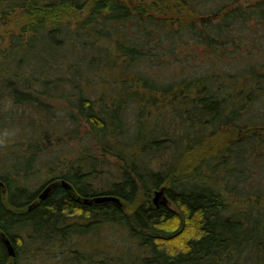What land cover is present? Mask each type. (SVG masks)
Here are the masks:
<instances>
[{"label": "trees", "instance_id": "obj_1", "mask_svg": "<svg viewBox=\"0 0 264 264\" xmlns=\"http://www.w3.org/2000/svg\"><path fill=\"white\" fill-rule=\"evenodd\" d=\"M17 11L24 22L0 44V109L6 101L35 117L62 110L82 153L32 148L25 165L0 174V231L15 250L0 238V264L17 261L24 241L48 256L71 230L100 224L138 248L123 264H264V133L248 130L264 125V0H0V21ZM51 120L40 123L52 132ZM81 121L91 126L83 134ZM227 132L239 135L203 156L205 165L159 170L164 148L174 156ZM110 140L123 162L103 182L107 160L94 153ZM132 146L151 155L152 168L137 166L134 151L122 157ZM34 171L46 178L31 190L21 179ZM162 185L173 206L138 202ZM98 195L121 204L84 201ZM58 251L64 259L69 249Z\"/></svg>", "mask_w": 264, "mask_h": 264}, {"label": "rangeland", "instance_id": "obj_2", "mask_svg": "<svg viewBox=\"0 0 264 264\" xmlns=\"http://www.w3.org/2000/svg\"><path fill=\"white\" fill-rule=\"evenodd\" d=\"M135 1L151 2V0ZM252 1L253 0H240V3L245 4ZM85 11L86 10L81 11L80 15H83ZM22 22H24V17L21 11H17L15 14L10 15L4 20H1L0 44H7V39L11 30L17 31ZM66 47L68 48V46ZM71 60H74V58H72ZM61 92L62 90L59 87V93ZM9 104L5 101L4 106H2L0 109V174H4L9 169L8 166L16 164L17 161L21 163V165L22 162L23 165H25L24 159H22L21 161L20 158L26 153H30L31 151L35 150L32 148H50L51 146H59L61 147V151L70 149L72 152H74L76 151L75 148L79 150L76 137L70 136V127H67V122L63 121L65 119V112H63L62 110L52 107L51 109H49L47 115L42 116V114H38V117H35L32 113L30 114L29 109H27L28 107L24 105ZM157 113L156 115L159 119L157 122L163 127L169 121L165 118L163 119V113L162 115L159 112ZM132 117L133 116H131V118ZM51 118H53V120H51L52 122L49 123L54 124L52 126V132L47 129L46 125L40 123L42 119H45L47 122V120L49 121V119ZM147 126L148 124H146V127ZM90 127L91 126H89L88 123L81 121L78 126L79 134L85 133L86 130L89 131ZM163 128L166 127L164 126ZM166 129L169 130L168 128ZM248 130H256L258 132L264 133V125L251 128L249 127ZM143 132L145 133L146 129H143ZM237 134L239 135V132L233 134L232 132H227L222 133L218 137L212 136L204 138V140L202 142H198L196 144V147L194 148L192 145H190V147L183 146L182 148H180V153L176 152L174 156H172L171 149L165 150L164 148L159 154V158L156 159V161H158L157 164H159L160 166L159 170H166L167 166L171 168L172 165V168H178V174L180 175V172L187 173L195 165H205L203 162V156L213 157L216 154V151L227 143V140H229L228 137H236ZM108 143V145L104 144L106 150H103L101 146L98 145V150L94 153L95 156L97 155L99 157L98 158L96 156V158L101 160L99 161L101 162V164L103 163L102 160H107V163H105L107 167L101 168V171L103 173L101 180L103 182H110L115 177V171H117V169L115 168L116 164H122L123 162L121 160L122 158L118 159V156L110 154V152L113 150V144L111 140L108 141ZM85 150H83V152ZM139 150L140 148L132 146V148L128 149L127 151H121L120 154L122 155V157H124V155H130V152L133 153L134 151V157L135 159H137V166H147L148 168H152L154 162L152 157H150L151 155L139 153ZM103 151L104 154H102ZM80 152L82 153V150ZM90 153L93 154L91 151ZM74 154L79 155V152H75ZM75 155H71L70 158L75 157ZM96 163L98 164V162ZM43 169L44 168H42L41 171H43ZM39 173V171L28 173V179H21L22 183L27 185V187L31 190L35 189L46 178L44 175L43 177L40 176ZM105 187L107 188V186ZM159 188H163V195L165 196L167 203L170 206H173V204L166 196L165 185H162L158 188H151V191L147 194V196L143 193V191H141L138 202L146 199L147 202L154 203V192ZM123 203V208H125L127 212H130L131 208L129 204L124 200ZM161 203L163 202L158 200L157 204ZM71 232L73 234H70L65 238L64 242H61L63 246H56V248H53L51 250L48 256L46 253H44V246L40 243V250L42 252H40L41 254H38L36 253L38 252V247L32 246L31 248L30 241L22 242V246L19 247V256H17V261H14L13 258H10L8 264H56L55 261H58L59 264H64V262L65 264H88V261L86 260L88 256L91 257L92 260L94 259V264L96 262V264H101L100 262L102 261H104L105 263L107 258H113V262H116L117 264H123V262H125L126 260L125 258L134 260L136 256H138L139 252L136 245L130 242L128 238L129 236L125 233L124 230H120L114 225L111 226L109 224H100L96 226L95 230L86 234L79 230H71ZM31 249L34 250V252L30 251ZM64 249H69V252H65V258L63 259V257H58L56 253L57 250H59L63 255ZM124 250L125 253L123 254L122 251ZM75 254H78V256L81 258L80 261L77 262L78 259L74 257ZM97 260L100 262H98Z\"/></svg>", "mask_w": 264, "mask_h": 264}, {"label": "water", "instance_id": "obj_3", "mask_svg": "<svg viewBox=\"0 0 264 264\" xmlns=\"http://www.w3.org/2000/svg\"><path fill=\"white\" fill-rule=\"evenodd\" d=\"M60 182L63 186L70 188V185L68 184L67 181L61 180ZM56 183H57V181H53V182H50L47 185H45L44 188L42 189L41 193L39 194V198H44L50 192V190L56 185ZM2 184L3 183L0 180V185H2ZM154 193H155V197L153 198V201L155 204L158 203V200L163 202V203L167 202L165 196L163 195V188L156 189ZM84 201L85 202H95V203H100L103 201H114V202L120 204V200L118 199V197L113 196V195H98V196H94L91 198H84ZM0 237H1L2 241L4 242L9 255L13 256L15 254V250H14V247H13L10 239L2 231H0Z\"/></svg>", "mask_w": 264, "mask_h": 264}, {"label": "flooded vegetation", "instance_id": "obj_4", "mask_svg": "<svg viewBox=\"0 0 264 264\" xmlns=\"http://www.w3.org/2000/svg\"><path fill=\"white\" fill-rule=\"evenodd\" d=\"M1 238V237H0Z\"/></svg>", "mask_w": 264, "mask_h": 264}]
</instances>
